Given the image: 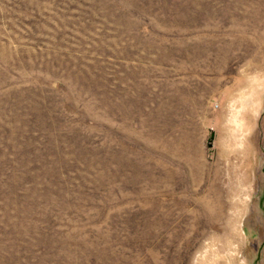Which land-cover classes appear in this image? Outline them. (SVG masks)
<instances>
[{
  "label": "rangeland",
  "instance_id": "374dc122",
  "mask_svg": "<svg viewBox=\"0 0 264 264\" xmlns=\"http://www.w3.org/2000/svg\"><path fill=\"white\" fill-rule=\"evenodd\" d=\"M0 264H264V0H0Z\"/></svg>",
  "mask_w": 264,
  "mask_h": 264
}]
</instances>
